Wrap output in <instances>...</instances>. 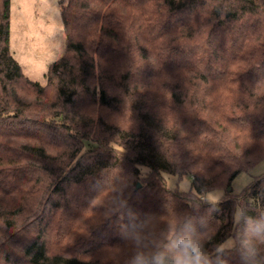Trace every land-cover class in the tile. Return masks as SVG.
I'll list each match as a JSON object with an SVG mask.
<instances>
[{"label":"trees","instance_id":"1","mask_svg":"<svg viewBox=\"0 0 264 264\" xmlns=\"http://www.w3.org/2000/svg\"><path fill=\"white\" fill-rule=\"evenodd\" d=\"M11 2L0 264H171L185 239L207 264H264V174L232 188L264 157V0H60L66 53L45 83L11 49Z\"/></svg>","mask_w":264,"mask_h":264},{"label":"rangeland","instance_id":"2","mask_svg":"<svg viewBox=\"0 0 264 264\" xmlns=\"http://www.w3.org/2000/svg\"><path fill=\"white\" fill-rule=\"evenodd\" d=\"M63 22L60 0H12L11 49L30 79L45 83V74L51 64L66 53ZM142 170L146 171L148 167L143 165ZM262 174L264 157L235 177L232 182L233 193L240 194L252 180ZM165 178L171 189L191 190L192 179L189 175L178 177L165 173ZM223 193V189H215L208 192L205 198L211 202L217 201ZM240 215L241 209L238 208L236 217ZM234 243V238L230 237L222 246H233Z\"/></svg>","mask_w":264,"mask_h":264},{"label":"clouds","instance_id":"3","mask_svg":"<svg viewBox=\"0 0 264 264\" xmlns=\"http://www.w3.org/2000/svg\"><path fill=\"white\" fill-rule=\"evenodd\" d=\"M134 264H142V258L136 257ZM171 264H207V261L197 245L192 240L185 239L178 242Z\"/></svg>","mask_w":264,"mask_h":264},{"label":"water","instance_id":"4","mask_svg":"<svg viewBox=\"0 0 264 264\" xmlns=\"http://www.w3.org/2000/svg\"><path fill=\"white\" fill-rule=\"evenodd\" d=\"M140 184H141V182L137 184V187H140Z\"/></svg>","mask_w":264,"mask_h":264},{"label":"built area","instance_id":"5","mask_svg":"<svg viewBox=\"0 0 264 264\" xmlns=\"http://www.w3.org/2000/svg\"><path fill=\"white\" fill-rule=\"evenodd\" d=\"M205 197H203V199H204Z\"/></svg>","mask_w":264,"mask_h":264}]
</instances>
